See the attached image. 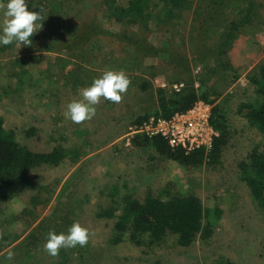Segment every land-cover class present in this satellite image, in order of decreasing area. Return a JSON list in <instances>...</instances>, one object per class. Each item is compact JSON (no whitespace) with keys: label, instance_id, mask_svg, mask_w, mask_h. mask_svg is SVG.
<instances>
[{"label":"rangeland","instance_id":"obj_1","mask_svg":"<svg viewBox=\"0 0 264 264\" xmlns=\"http://www.w3.org/2000/svg\"><path fill=\"white\" fill-rule=\"evenodd\" d=\"M187 1L172 18L140 22L118 21L106 0H35L45 20L32 45L0 44L4 128L20 142L50 139L51 149L68 154L59 167L36 168L31 187L0 206V264H264V212L240 170L264 140L238 114L239 105L253 99L249 81L264 65V0ZM142 42L149 47L139 54L134 46ZM105 70L130 78L122 102L102 98L91 121L74 124L64 115L67 104L81 99L80 90ZM212 72L208 86L220 92L230 124L219 156L179 150L176 160L159 147L133 143L136 115L157 108L160 94L180 93L193 82L201 89ZM143 84L150 90L142 91ZM131 192L164 202L194 196L211 236L190 247L177 245L174 235L152 247L148 237L144 246L128 235L115 243L119 204ZM110 208L113 219L98 216ZM77 221L94 233L87 246L48 255V232L67 234Z\"/></svg>","mask_w":264,"mask_h":264},{"label":"trees","instance_id":"obj_2","mask_svg":"<svg viewBox=\"0 0 264 264\" xmlns=\"http://www.w3.org/2000/svg\"><path fill=\"white\" fill-rule=\"evenodd\" d=\"M26 3L30 11H40L43 8L35 0H26ZM106 3L111 9H114L113 15L118 21L138 20L140 22L172 18L175 16L176 10L188 5L187 0H123L118 5L114 0H106ZM162 4L163 7H160ZM148 47L145 42H142L134 46V51H139L141 54ZM130 53L134 52L131 50ZM133 55L131 64L136 67L138 66L136 53ZM212 74L213 72L200 83L201 89L199 90L195 88L193 82L180 93H173L168 97L165 94H160L158 107L151 112L146 111L141 115H136L132 125L138 128L150 117L170 119L177 113L187 112L199 101L205 102L211 106L212 125L219 132V138L215 141L213 152L210 155L217 154L219 156L226 137L230 133V124L226 105L224 102L218 101L220 92L216 91L214 87L208 86ZM249 84L254 87V97L251 101L239 105L238 114L264 140V65L255 71ZM143 85L142 91L150 90V86ZM133 140L135 145H139L138 140H141L145 146L159 147L163 154L167 153L171 158L179 160L178 156L181 151L174 150L159 137L150 138L145 134H136ZM51 144L50 139L40 142L32 139L25 142L18 141L13 131L4 128V120L0 117V206L19 196L23 189L31 187L32 178L30 174L36 168L42 166L59 167L66 160L67 152L60 146H54L51 149ZM203 152L205 151H198L193 154L201 158ZM182 156H184V152ZM240 170L243 180L250 189L252 198L264 212V148L255 147L247 159L240 164ZM110 194L111 197H115L112 188ZM143 199L138 198L132 192L126 193L122 198L121 204H119L122 213L115 224V229L118 232L114 239L115 243L122 242L128 235L127 240L137 246H144L147 243L146 237H148L151 239L148 245L152 247L161 245L168 237L174 235L177 245L190 247L197 241L206 240L211 236L210 229L201 224L203 209L201 203L194 196H177L170 198L167 202L153 195H147ZM115 212L112 208L101 210L98 216L113 219ZM67 253L65 251L61 254L62 262L67 257ZM217 264L233 263L227 261Z\"/></svg>","mask_w":264,"mask_h":264},{"label":"clouds","instance_id":"obj_3","mask_svg":"<svg viewBox=\"0 0 264 264\" xmlns=\"http://www.w3.org/2000/svg\"><path fill=\"white\" fill-rule=\"evenodd\" d=\"M0 10H4L0 44L6 46L16 42L17 47L31 46V37L43 28V23L38 22L45 20V10L41 8L40 11H30L26 0H7L6 4L0 3ZM130 84L131 80L123 70H105L89 87L80 90L81 99L67 104L64 115L78 125L91 121L97 114L96 106L101 103L102 98L120 104ZM92 235L94 233L89 228L77 221L70 226L67 234L49 231L44 251L57 257L61 248L87 246ZM13 257L14 253L10 251L7 259L11 260Z\"/></svg>","mask_w":264,"mask_h":264},{"label":"built area","instance_id":"obj_4","mask_svg":"<svg viewBox=\"0 0 264 264\" xmlns=\"http://www.w3.org/2000/svg\"><path fill=\"white\" fill-rule=\"evenodd\" d=\"M176 89L178 90L177 86ZM134 134L159 137L174 150H182L187 155L213 150L219 137L218 131L212 125L211 106L202 101L197 102L187 112L177 113L170 119L150 117L130 133L131 136Z\"/></svg>","mask_w":264,"mask_h":264}]
</instances>
